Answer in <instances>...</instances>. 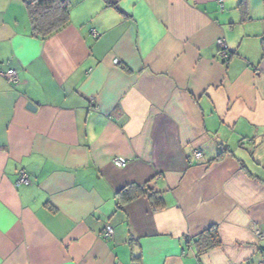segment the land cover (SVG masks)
<instances>
[{"label":"crops","instance_id":"1","mask_svg":"<svg viewBox=\"0 0 264 264\" xmlns=\"http://www.w3.org/2000/svg\"><path fill=\"white\" fill-rule=\"evenodd\" d=\"M28 1L0 0V264L261 262L264 0H63L45 39Z\"/></svg>","mask_w":264,"mask_h":264},{"label":"trees","instance_id":"2","mask_svg":"<svg viewBox=\"0 0 264 264\" xmlns=\"http://www.w3.org/2000/svg\"><path fill=\"white\" fill-rule=\"evenodd\" d=\"M116 7V5H113ZM30 24L34 34L43 39L59 32L68 24L69 5L63 0H29L26 3ZM262 58L264 59V40H262ZM222 151H225L223 149ZM140 195H146L153 199L154 194L137 186H128L116 194L118 207L134 200ZM199 251L214 249L220 245L215 229H210L196 242Z\"/></svg>","mask_w":264,"mask_h":264},{"label":"built area","instance_id":"3","mask_svg":"<svg viewBox=\"0 0 264 264\" xmlns=\"http://www.w3.org/2000/svg\"><path fill=\"white\" fill-rule=\"evenodd\" d=\"M93 36L96 37V34L93 33ZM217 46L219 48V56L223 59H228L229 53H228V50H227L223 40H218ZM0 75L12 84L16 83L18 81L17 74L13 70H8L4 73L2 72V73H0ZM200 156H201L200 152L194 153L195 158H199ZM112 163H113V165H115L118 168H124L126 166V161L123 159H120V158L113 159ZM28 184H29V180H28L26 173L24 171H19L17 185H28ZM112 234H113L112 228L110 226H107L104 230V237L110 238V237H112ZM256 237L260 241H264V235L261 234L259 231L256 232ZM258 264H264V259L261 262H259Z\"/></svg>","mask_w":264,"mask_h":264},{"label":"water","instance_id":"4","mask_svg":"<svg viewBox=\"0 0 264 264\" xmlns=\"http://www.w3.org/2000/svg\"><path fill=\"white\" fill-rule=\"evenodd\" d=\"M110 2H111L112 4H115V3H116V1H115V0H110Z\"/></svg>","mask_w":264,"mask_h":264}]
</instances>
